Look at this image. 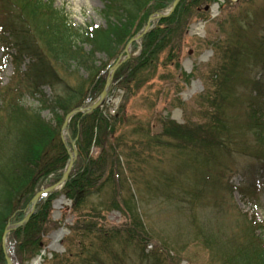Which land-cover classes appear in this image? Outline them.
<instances>
[{"label":"trees","instance_id":"trees-1","mask_svg":"<svg viewBox=\"0 0 264 264\" xmlns=\"http://www.w3.org/2000/svg\"><path fill=\"white\" fill-rule=\"evenodd\" d=\"M174 1L104 0L105 27L89 25L76 29L54 7L53 0H0V46L5 54L13 53L10 57L16 66L17 77V84L13 88L12 85L0 86V111L3 116L0 118V128L4 130L0 138V153H6L0 160V264H6L1 240L7 226L24 219L36 192L44 183L49 188L56 184L69 162L66 148L59 140L64 118L94 98H91V87L88 93L82 88L85 82L57 93L54 87L65 84V79L57 76L56 68L68 75L72 72V66L85 73L96 72L90 74L88 85L96 86L100 81L105 84L118 51L123 50L142 31L151 16L168 10ZM220 1L180 0L171 16L159 20L142 37L141 54L136 63L127 62L121 67L123 72L116 75L115 80L121 74L130 72L121 89L125 93L133 92L153 77L162 60H179L180 47L190 25L208 21L210 14L207 10L215 3L219 4L221 13L229 1ZM239 14L236 17L229 14L225 21L219 23V32H216L209 46L215 60L207 70L204 90L198 95L195 110H192L191 116L187 115L183 125L163 121L162 135L183 144L185 148L198 149L206 161L216 160L219 154L232 156L238 150L241 155L257 163V172L264 173V40L247 38L253 21L247 14ZM228 23L231 29L228 27L225 30L223 27ZM138 46L132 43L131 49ZM85 47H88V51H85ZM100 54L108 56L113 64L96 68L94 59ZM26 62V70L21 73V66ZM257 70L263 73L260 77L254 73ZM138 77L146 80L139 84ZM194 79L197 78L193 76ZM46 86L53 89L51 99H46L43 94ZM23 89L39 96L42 110L53 114L55 126L45 122L39 112L24 108L19 94ZM238 105L244 107L246 116L245 126L240 130L233 127L236 119L229 113ZM124 114L125 108L122 106L114 117L98 110L73 117L69 129L71 125L72 138H77L75 148L79 161L73 165L61 193H50L40 198L28 222L8 235L7 247L15 264H19L16 258L21 261L19 257L22 255L36 256L41 250L42 237L47 234L45 229L60 224L61 221L53 223L50 220L52 203L58 194L72 202L70 213L76 215L77 220L68 227V241L74 235L80 238L76 257L87 254L80 264H103L100 254L107 255L104 261H110V257L114 264H121L115 248H125L128 244L133 245L141 259L151 258L154 264L165 262L160 259L159 253L145 254L149 238L139 215L132 205L127 210L129 204L122 205L115 194L105 208L126 215L129 223L106 229L96 223L98 210L91 208L86 214L81 213L89 199L100 195L107 183H112L113 187L121 185V173L117 170L119 155L110 139L116 125L125 120ZM192 117H196V120ZM248 134H251L253 144L243 140L242 137L245 139ZM92 145L99 150L95 158L89 157ZM216 174L222 178L224 172ZM221 178L214 181L220 187L224 186V178ZM257 180L260 179L252 175L248 180L250 187H245L250 199H255L259 193ZM245 189L244 186L239 189L242 196L246 194ZM228 192L231 194L232 189L229 188ZM247 224L249 230H244L242 238L238 240L228 238L220 241L205 230H197L196 241L220 264H264V237L257 234L260 224L251 220ZM84 241H88L87 246ZM17 248L21 250L19 255ZM72 249L73 244L69 243L66 253ZM63 256H54L53 264H67L69 259Z\"/></svg>","mask_w":264,"mask_h":264},{"label":"rangeland","instance_id":"rangeland-1","mask_svg":"<svg viewBox=\"0 0 264 264\" xmlns=\"http://www.w3.org/2000/svg\"><path fill=\"white\" fill-rule=\"evenodd\" d=\"M53 1L54 7L65 15L73 28L80 29L87 25L105 26L106 24L103 13L104 0ZM216 9L212 6L208 8L207 11L210 14L208 21H198L190 25L187 37L180 47L179 60H173V62L162 60L160 67L158 66L149 81L141 84L146 78L138 77L141 87L133 92L125 93L121 85L124 84L130 72L121 74L119 79L115 80V77L123 72L121 67L125 63H136L141 54L142 37L150 32L158 21L152 22L148 32L137 41L139 45L137 48L131 49L129 44L132 43H129L123 50L118 51L119 63L116 62L114 66L117 63L119 65L112 74L105 98L97 108L100 113L107 112L106 114L113 117L122 106L125 108V120L116 125L115 132L110 139V143L119 155L117 170L121 173V185L116 184L113 187L108 181L102 193L91 197L87 205L81 209V213L86 214L91 208L98 210L99 219H96V223L106 229L118 228L129 223L126 215H122L117 210L105 208L106 203L115 194L121 199L119 201L122 205L129 204L127 210L131 205L134 206L149 238L145 246V254L159 253L160 259L165 260L162 264H220L202 248L199 241H196L197 230H205L206 233L217 237L220 241L228 238L238 240L242 238L244 230L246 232L249 230L247 222L250 219L256 222L264 221V173L257 172L258 165L252 158L243 156L236 150L234 151L236 155L219 154L216 160L206 161L198 149L185 148L183 144L169 140L162 135L163 121H173L183 125L187 115L191 116L192 110H195L198 95L204 90L206 73L215 60L213 51L209 47L210 43L215 38L216 32H219V23L225 21L227 15L231 14L236 17L242 12L243 15L250 16L253 22L251 23L252 29L247 31V38L264 40V0H229V5L223 8L221 13ZM228 27L229 23L223 28L228 30ZM125 49H127L126 52ZM85 51H88V47H85ZM161 58L164 59L163 55ZM94 61L98 69L113 63L105 54L97 55ZM27 64L26 62L24 66H21V73L25 72ZM70 70L72 72L68 75L62 69L56 68L57 76L65 79L67 87L63 84L55 86L54 89L59 93L65 89L68 90V87L75 88L80 82H85L82 88L88 93L91 87V98L94 97L87 105H93L106 84L100 81L96 86L88 85L87 80L93 73L92 71L85 73L77 66H72ZM13 72L14 65L11 59L4 57L0 47V83L3 86L14 79ZM254 73H258V77L263 74L261 70ZM193 76L197 79L192 80ZM187 82L188 84H185ZM14 84L16 85V81ZM174 86L177 88L174 89ZM51 90L53 89L49 86L43 88L46 99L53 97ZM19 94L24 108L39 112L45 122L56 125L53 114L48 110H42L38 95L26 89L19 91ZM229 113L236 119L233 127L237 130L244 128L246 121L244 107L238 105ZM1 117L3 116L0 111ZM73 117L68 121L64 132L62 128L65 120L63 121L59 132V140L65 146L67 153L72 150L77 141L76 137L72 138L71 125L69 129ZM192 119L196 120V117ZM3 134L4 130L1 127L0 138ZM242 138L245 142L253 144L251 134H248L245 139ZM71 141L73 144L70 146ZM98 153L99 150L92 145L89 149V157L95 158ZM5 155L6 153L1 152L0 160ZM75 160L77 163L79 158ZM220 170L224 172L222 178L217 177L216 174V172L221 173ZM252 175L260 179L258 198L254 200L250 199L249 191L245 189V187H250L248 180ZM218 178H224V186H217L218 183L214 181ZM221 179L220 183H222ZM227 186L232 189L231 194ZM243 186L246 190L245 196L239 193V189ZM48 188L44 183L40 190L43 192ZM38 193L36 192L35 196ZM58 201H63V204L61 208L56 209L55 203ZM71 207L72 203L64 196L61 194L56 196L52 203L50 220L53 223L61 221L60 224H53L45 229L47 234L42 237L41 250L36 256L22 255L19 257L21 261L16 258V263L33 264L37 257L41 256L38 264H53L54 256L64 255V258L69 259L67 264H80L81 259H84L87 254L80 258L76 257L77 245L80 242V238L76 235L68 241L70 236L68 227L74 225L77 220L76 215L70 213ZM127 215L129 216L128 213ZM11 232L6 234V239ZM58 232H62L61 236L57 246L52 247L53 236ZM258 232L264 234V228L258 229ZM3 237L1 250L5 261ZM69 243L73 244V249L66 253ZM84 245L87 246L88 241H84ZM115 249L118 258L122 260L121 264H154L151 258L141 259L132 244H128L125 248L117 246ZM20 253V248H17V254ZM99 256L103 264H114L110 257V261H104L107 255L100 254ZM92 264L95 263L92 262Z\"/></svg>","mask_w":264,"mask_h":264},{"label":"water","instance_id":"water-1","mask_svg":"<svg viewBox=\"0 0 264 264\" xmlns=\"http://www.w3.org/2000/svg\"><path fill=\"white\" fill-rule=\"evenodd\" d=\"M178 3H179V0H175V1L173 2V4L171 5L170 9H169L165 14H157V15L152 16V17L149 19V21H148L146 27L144 28V30H143L140 34H138V35L132 40V42H137V41H138V40H139V39H140L145 33L148 32V29H149L150 23L155 22V21H157V20H159V19H161V18H165V17L171 15V14L173 13L174 9L176 8V6L178 5ZM127 49H128V47H127ZM127 49H126V51H127ZM118 65H119V64L117 63V64H116V65L110 70L109 76H108L107 81H106L105 88H104L103 92L101 93L100 97L98 98V100H97L92 106H89V107H82V108H79V109H76V110L72 111V112L66 117V119H65V122H64V124H63V128H62V132L66 131V129H67V125H68V121H69L74 115H76V114H83V115L88 114V113L94 111V110L99 106V104L102 102V100H103V99L105 98V96H106V93H107V91H108V87H109V85H110V81L112 80V76H113L112 74H113L115 68H116ZM69 156H70V161H69V163H68V165H67V167H66V169H65V171H64V173H63V176H62L61 180H60V181H59L54 187H52V188H50V189H47V190H45V191H43V192L38 193V194L35 196V198L33 199V201L31 202V210H30L29 214L25 217V219H24L22 222H20L19 224L12 226L11 228H9L8 230L5 231V234H4V237H3V250H4L5 260H6V263H7V264H11V261H10L9 257L7 256V251H6V247H5L6 234H7L8 232H10L11 230L17 229V228H19V227H21V226H23L24 224L27 223L29 217H30L31 214L33 213V210H34V208H35V205H36L38 199H39L43 194H45V193H49V192H55V191H58V189L61 188V187H62V186L68 181V177H69L70 171H71V169H72L73 163H74V161H75V159H76V156H77V153H76L75 149H74L71 153L69 152Z\"/></svg>","mask_w":264,"mask_h":264},{"label":"bare ground","instance_id":"bare-ground-1","mask_svg":"<svg viewBox=\"0 0 264 264\" xmlns=\"http://www.w3.org/2000/svg\"><path fill=\"white\" fill-rule=\"evenodd\" d=\"M76 159H77V156H76ZM58 183V182H57ZM56 183V184H57ZM56 184H54L53 185V187L56 185ZM63 187H64V185L61 187V188H59L58 189V191H55V192H53V193H61V191H62V189H63ZM63 196V195H62ZM34 199V198H33ZM33 199H32V201H33ZM40 199V198H39ZM39 199H38V201H39ZM31 201V202H32ZM37 201V202H38ZM71 202V201H70ZM72 203V202H71ZM37 204V203H36ZM62 204H63V201H58V202H56L55 203V208L57 209V208H61L62 207ZM36 206V205H35ZM61 233L62 232H58L57 234H55L54 236H53V245H52V247H56L57 246V242L59 241V238H60V236H61ZM4 256H5V254H4ZM43 256V255H42ZM38 258L33 262V264H38Z\"/></svg>","mask_w":264,"mask_h":264}]
</instances>
